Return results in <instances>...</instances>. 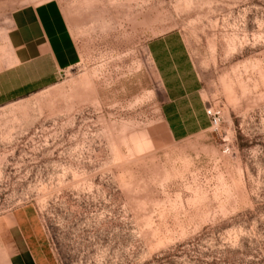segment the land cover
Instances as JSON below:
<instances>
[{"label":"rangeland","instance_id":"1","mask_svg":"<svg viewBox=\"0 0 264 264\" xmlns=\"http://www.w3.org/2000/svg\"><path fill=\"white\" fill-rule=\"evenodd\" d=\"M47 2L78 58L0 106L1 261L20 258L9 218L29 208L56 264H264V0H0V41ZM170 32L208 121L181 142L146 50Z\"/></svg>","mask_w":264,"mask_h":264},{"label":"crops","instance_id":"2","mask_svg":"<svg viewBox=\"0 0 264 264\" xmlns=\"http://www.w3.org/2000/svg\"><path fill=\"white\" fill-rule=\"evenodd\" d=\"M146 50L163 91L160 112L172 140L181 142L205 132L208 121L200 80L180 34L157 37ZM77 58L68 25L55 3L17 10L0 41V106L54 86ZM9 222L20 249V258L10 259L9 264H56L34 210H17ZM2 226L0 255L5 242ZM0 264L7 262L0 259Z\"/></svg>","mask_w":264,"mask_h":264},{"label":"built area","instance_id":"3","mask_svg":"<svg viewBox=\"0 0 264 264\" xmlns=\"http://www.w3.org/2000/svg\"><path fill=\"white\" fill-rule=\"evenodd\" d=\"M214 124H216V122L214 121Z\"/></svg>","mask_w":264,"mask_h":264}]
</instances>
